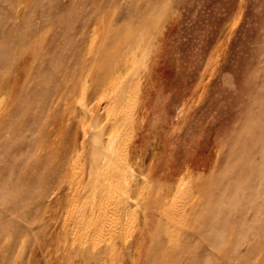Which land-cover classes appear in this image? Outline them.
I'll return each mask as SVG.
<instances>
[{
  "label": "rangeland",
  "instance_id": "obj_1",
  "mask_svg": "<svg viewBox=\"0 0 264 264\" xmlns=\"http://www.w3.org/2000/svg\"><path fill=\"white\" fill-rule=\"evenodd\" d=\"M155 16L165 33L139 113L108 134L116 147L132 140L129 165L140 170L110 205L136 190L134 214L121 215L126 242L77 238L52 210L81 167L91 121L78 71L96 24L125 31L106 55ZM69 67L82 80L59 125ZM152 107L165 109L161 124ZM0 264H264V0H0Z\"/></svg>",
  "mask_w": 264,
  "mask_h": 264
},
{
  "label": "bare ground",
  "instance_id": "obj_2",
  "mask_svg": "<svg viewBox=\"0 0 264 264\" xmlns=\"http://www.w3.org/2000/svg\"><path fill=\"white\" fill-rule=\"evenodd\" d=\"M164 17L165 16L151 17L140 32L135 31L129 34L127 30L126 33L129 34L126 35L128 41L125 44L119 42L115 43L111 47L112 53H106V55L103 51L106 47V43H113V41L118 40L120 37H125V34L123 35L125 31L121 28L110 34L109 30L106 29V22L95 25L94 32L97 33L98 37H96V41L88 49L87 57L85 56L83 62L84 65L82 64L84 67L80 68V71H78L79 76L82 77L83 75L84 77V84L86 87V89L83 87L86 90L85 102L88 105L92 104L89 117H87L91 119L90 123L87 126L85 124L82 126L80 140L78 141V138L77 140L74 139L75 144L78 141L82 146L80 157L83 162L81 167H78L79 169L75 177L67 184V188H65L63 192L65 196H61L56 200V206L52 210L55 214L53 218L55 226L58 228L62 225V228H64L66 232L67 229L73 228L77 238H91L95 240V242L99 240H109L110 242L120 240L124 243L126 242L127 234L123 231L126 226L123 227L124 221L121 215L126 214V212L129 213L130 207L132 206L131 202L132 200L135 201L136 190L129 186L131 190L129 195L127 194L128 197L126 201H124L123 206L120 205L122 208H111L110 205L118 200L113 196L117 186L131 185L133 187L139 184L140 179L138 177V172L140 170L129 165V161L133 158L131 148L132 140L121 142L116 147L114 134L110 136H108V134L117 126H127L131 121L136 119L139 113V101L141 100L144 84L148 79L147 73L151 70L157 59L161 40L165 33V27L162 29H155L153 23L155 20L164 19ZM167 23H165L164 26H166ZM106 32L107 34H105ZM107 49L109 48L107 47ZM119 55L120 58L117 62H114L112 60L113 57ZM100 62H105L108 65L103 68L102 66H98ZM89 63H91V67L87 69L85 66ZM131 68L144 69L145 71L134 76L132 72H130ZM74 72H76L75 69L69 67L66 70L67 77L69 78L71 75L75 74ZM81 80L82 79L79 78L75 81L70 77L69 80L63 83L61 91L58 93V100L62 102L64 99L65 105L64 108L55 111L59 120L70 112ZM135 84L139 85L140 88V96L137 99L133 97V92L136 90ZM152 110L154 114L153 123L161 124L162 120L160 116L166 112L165 109L157 107L154 109L152 107ZM74 112H72V114L75 116L76 112ZM61 123L62 120H60L58 124L61 125ZM71 126L74 127V125ZM77 128L78 126H76V129ZM115 133L117 132L115 131ZM65 136L67 135L65 134ZM66 142L67 141H65V143ZM66 149L68 148L66 147ZM57 150L59 151L60 149ZM121 190L123 191V189ZM97 194L99 197H97ZM139 194L141 193L139 192ZM84 197H86L87 202L84 201L85 203H82L81 199ZM136 200H138V198ZM134 203H136V201ZM172 211L170 210L171 213L167 214L169 217L170 215L171 217L175 216L172 215ZM139 213L140 212H136L134 219L135 222L140 224L141 215ZM131 214L134 213L131 212ZM131 214L129 213V215ZM184 215L185 214H183L182 217ZM128 219L129 217L127 220ZM173 219H171V221ZM179 220L181 221V218ZM182 221L184 223V220ZM129 237H131V235Z\"/></svg>",
  "mask_w": 264,
  "mask_h": 264
}]
</instances>
